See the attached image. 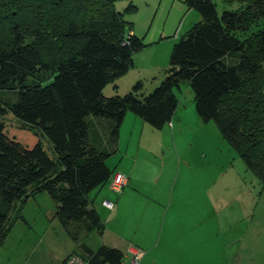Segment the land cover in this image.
Segmentation results:
<instances>
[{
  "label": "trees",
  "instance_id": "obj_1",
  "mask_svg": "<svg viewBox=\"0 0 264 264\" xmlns=\"http://www.w3.org/2000/svg\"><path fill=\"white\" fill-rule=\"evenodd\" d=\"M236 1L237 9L218 15L213 0H186L201 20L173 46L160 85L142 96L138 82L105 98L103 88L133 67L143 47L115 0H0V244L16 202L43 192L62 220L102 234L88 195L109 182L106 160L117 152L126 112L163 128L182 83L199 118L215 121L264 183V0ZM6 116L19 126L7 125ZM89 117L108 121L100 148L89 143ZM83 251L74 253L89 264H123L115 248Z\"/></svg>",
  "mask_w": 264,
  "mask_h": 264
},
{
  "label": "rangeland",
  "instance_id": "obj_2",
  "mask_svg": "<svg viewBox=\"0 0 264 264\" xmlns=\"http://www.w3.org/2000/svg\"><path fill=\"white\" fill-rule=\"evenodd\" d=\"M213 2L218 15L239 7L236 0ZM114 6L123 20L132 25V32L143 47L133 53V67L113 84H107L102 95L124 96L140 82L138 94L147 96L164 79L173 46L201 20L200 15L187 6L186 0H115ZM174 94L178 105L170 127L171 122L161 129L154 128L127 111V117L138 122L124 118L122 149L106 161H113L111 166L117 168L138 161L137 169H142L143 176L139 201L155 199L167 203L177 192L186 201L203 200L204 225L199 234L207 247L198 255L203 264H264V183L223 138L215 121L203 122L199 118L194 94L186 84H180ZM4 122L20 124L12 116H6ZM87 123L89 143L100 148L108 121L89 117ZM43 146L52 156L46 140ZM179 169H185V173L180 171L177 178ZM10 216L13 222L0 244V264H63L70 254L83 253L84 247L93 251L102 245L110 247L107 229L102 237L96 227L62 220L44 192L16 202ZM104 217L101 220L105 229ZM119 226L113 225L121 230ZM122 228L125 231L123 225ZM160 232L161 222L155 225L154 244ZM193 238H198L197 231ZM133 248L147 253L145 249ZM129 262L127 255L123 264ZM146 262L150 264L149 259Z\"/></svg>",
  "mask_w": 264,
  "mask_h": 264
},
{
  "label": "crops",
  "instance_id": "obj_3",
  "mask_svg": "<svg viewBox=\"0 0 264 264\" xmlns=\"http://www.w3.org/2000/svg\"><path fill=\"white\" fill-rule=\"evenodd\" d=\"M125 116L124 118H128L129 121L137 124V119L127 117V114ZM171 124L172 122L169 127ZM123 133L121 127L117 152L122 149ZM112 162L106 161V165L111 172L109 182L104 187L94 190L93 195L88 197L91 201V207L98 212L100 219L105 216L106 222L102 237H104L107 229L110 236V247L121 251L123 255L125 254L124 257L129 255V258H131L128 253L129 247L133 248L134 246L138 249L147 250V253L140 260V264H148L146 262L148 259L150 264H203L198 256L204 252V247H207L204 246L202 234L201 238L199 234L204 225L203 200L186 201L177 192L167 203L155 199L144 202L139 201V187L142 184L143 176L142 169H137L138 161L132 160V163L128 166L119 168L112 167ZM184 170L179 169L177 178L180 171L183 172ZM116 174L127 180L126 186L123 187L120 193L114 192L110 187V183ZM196 177L198 178L197 175ZM182 184L183 181L178 183V185ZM198 186H203V184L198 183ZM156 190L158 189L156 188ZM104 202L112 203L113 209H107L103 205ZM160 222V236L157 243L154 244L155 225L159 226ZM113 225H120L121 230L113 227ZM122 225L126 232L123 230ZM127 229L129 230L127 231ZM194 231L198 232L197 239L193 238Z\"/></svg>",
  "mask_w": 264,
  "mask_h": 264
},
{
  "label": "built area",
  "instance_id": "obj_4",
  "mask_svg": "<svg viewBox=\"0 0 264 264\" xmlns=\"http://www.w3.org/2000/svg\"><path fill=\"white\" fill-rule=\"evenodd\" d=\"M126 183L127 180L123 176L116 174L110 183V187L114 192L120 193L123 187L126 186ZM103 205L109 210L113 209L112 203L104 202ZM128 253L131 256L130 264H139L140 260L144 256V253L142 251L136 250L132 247L128 248ZM64 264H89V263L85 259H83L79 254L73 253L70 254L65 259Z\"/></svg>",
  "mask_w": 264,
  "mask_h": 264
}]
</instances>
